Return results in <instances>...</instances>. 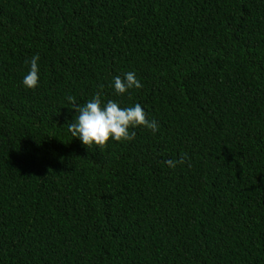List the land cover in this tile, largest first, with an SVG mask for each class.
Listing matches in <instances>:
<instances>
[{"label": "trees", "instance_id": "obj_1", "mask_svg": "<svg viewBox=\"0 0 264 264\" xmlns=\"http://www.w3.org/2000/svg\"><path fill=\"white\" fill-rule=\"evenodd\" d=\"M97 92L159 132L84 145ZM0 264H264V0H0Z\"/></svg>", "mask_w": 264, "mask_h": 264}, {"label": "clouds", "instance_id": "obj_2", "mask_svg": "<svg viewBox=\"0 0 264 264\" xmlns=\"http://www.w3.org/2000/svg\"><path fill=\"white\" fill-rule=\"evenodd\" d=\"M40 59L39 54H35L26 61L30 66L22 79V85L26 90H36L40 86ZM111 86L116 95L122 96L130 90L141 88L142 83L136 72L127 71L123 75H116ZM73 108L77 114L74 122L69 124V131L73 137L88 147L92 145L103 147L110 141H133L136 137L133 129L140 126L149 129L153 134L160 130L159 122L156 119H148L145 108L140 103L125 107L118 100L105 101L101 92H97L83 105L74 104ZM165 163L171 169H175L178 164L187 163L191 166L187 153L182 154L179 161L169 159Z\"/></svg>", "mask_w": 264, "mask_h": 264}]
</instances>
